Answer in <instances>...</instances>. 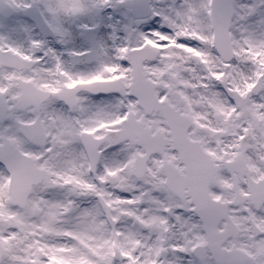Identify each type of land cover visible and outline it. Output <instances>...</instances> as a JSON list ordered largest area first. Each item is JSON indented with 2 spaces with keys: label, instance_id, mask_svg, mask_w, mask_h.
Instances as JSON below:
<instances>
[{
  "label": "snow or ice",
  "instance_id": "6c2138e0",
  "mask_svg": "<svg viewBox=\"0 0 264 264\" xmlns=\"http://www.w3.org/2000/svg\"><path fill=\"white\" fill-rule=\"evenodd\" d=\"M0 264H264V0H0Z\"/></svg>",
  "mask_w": 264,
  "mask_h": 264
}]
</instances>
